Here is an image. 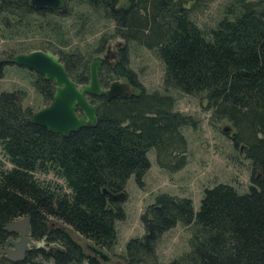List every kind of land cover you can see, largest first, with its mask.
Masks as SVG:
<instances>
[{"label": "trees", "instance_id": "obj_1", "mask_svg": "<svg viewBox=\"0 0 264 264\" xmlns=\"http://www.w3.org/2000/svg\"><path fill=\"white\" fill-rule=\"evenodd\" d=\"M196 1L66 0V8L57 12L35 10L29 0H0V37L10 25L16 26L15 33L22 23L27 28L32 17L39 30L53 36L62 35L65 20L72 21L74 38L101 23L112 24L91 52H65L61 48L68 46L61 40L58 49L47 41L42 51L58 56L70 79L84 85L91 61L119 38L125 46L116 63L100 67L99 83L106 89L114 75L131 88L111 100L88 96L98 108L96 124L68 137L33 125L34 113L22 107L17 94L0 93V264H103L72 233L97 250H113L115 222L125 215L121 201L109 199L104 191L124 194L131 176L142 188L151 149L161 170L176 173L186 166L187 141L181 129L195 123L174 111L172 96L143 88L129 68V43L155 51L164 66L165 91L205 94L213 115L231 124L233 142L241 143L253 172L247 193L224 184L204 189L196 213L189 199L157 196L141 216L144 236L127 243L125 254L117 256L120 264H161L157 243L178 223L193 228L190 250L167 264H264V0H235L209 30L191 19ZM15 56L0 61V79ZM35 77L47 106L55 84ZM37 174L52 175L63 185L40 180ZM25 217H30L32 241L44 240L62 250L32 248L23 261L9 262L5 228Z\"/></svg>", "mask_w": 264, "mask_h": 264}, {"label": "rangeland", "instance_id": "obj_2", "mask_svg": "<svg viewBox=\"0 0 264 264\" xmlns=\"http://www.w3.org/2000/svg\"><path fill=\"white\" fill-rule=\"evenodd\" d=\"M234 1L197 0L191 12V19L199 28L209 30L216 26L224 16L225 8ZM35 20L37 19L32 17L25 29L22 23L18 33L12 32V28L16 26H8V34L5 33L3 37H0V61L9 60V57L17 54L42 51L47 41L53 42L58 49L61 40V44L68 46L61 48L65 52L71 49L80 53L91 52L97 47L98 38L106 31L110 33L113 28L112 24L101 23L94 29L87 30V33H82L78 38H74L75 31L71 29L72 21L65 20L64 27H61L62 35L53 36L39 30L37 28L39 22ZM107 45L105 51L96 58H102L113 65L119 58V49L125 46V41L113 38ZM127 46L129 68L136 74L143 88L147 92H159L172 96L175 101L174 111L190 117L195 126H184L181 129L187 141V164L182 170L176 173L161 170L156 164L155 150L151 149L147 153L150 169L143 177V187L140 188L136 184L134 176L127 180L125 199L120 203L125 218L115 222L117 241L113 250L110 253L102 251L110 259L108 262L103 261L105 264H120L117 256L125 254L127 243L144 236L141 216L146 208L154 203L157 196L167 194L189 199L196 213L199 210L204 189L224 184L233 187L239 194L247 193L253 172L252 164L245 157L241 143L236 145L230 139L229 134L223 133L226 127L231 129L230 134L235 133L231 124L226 119L213 115L207 105L205 94L191 96L176 89L165 91L163 87L164 66L155 51L135 43H129ZM35 75L16 65H6L3 78L0 79V93H15L21 99L23 108H29L33 113L40 111L46 107V103L35 86ZM112 76L109 84L119 82L124 84L128 91L131 89L123 79ZM7 168L11 169V165L8 164ZM36 177L46 182L63 185L61 180L55 179L52 175L37 174ZM192 233L193 228H186L180 223L164 233L157 243V261L167 264L188 253ZM72 237L84 250L89 252V246H91L89 242L77 234L72 233ZM46 264L53 263L49 261Z\"/></svg>", "mask_w": 264, "mask_h": 264}, {"label": "water", "instance_id": "obj_3", "mask_svg": "<svg viewBox=\"0 0 264 264\" xmlns=\"http://www.w3.org/2000/svg\"><path fill=\"white\" fill-rule=\"evenodd\" d=\"M30 6L35 10H48L62 12L66 8V0H29ZM102 58H95L89 66V80L87 84L78 85L70 79L65 65L59 57L50 52L32 51L28 54H18L11 64L27 69L46 81H53L55 91L52 101L48 106L32 115L31 123L42 127L51 133L68 137L71 133L87 126L96 124L98 108L88 101V96L104 97L107 100L123 97L127 93V87L119 82H113L107 89H102L99 83L98 72L103 64ZM230 128H224L223 133L229 134L233 141L235 133L230 134ZM111 200L125 199L124 194L112 195L104 191ZM30 217L9 223L5 231L9 235H18V240L9 238L6 242L5 256L9 262L17 263L25 259L28 250L45 247V242H34L30 238ZM53 250H62L56 245H51L47 253ZM96 256L102 261L110 259L102 251L89 246Z\"/></svg>", "mask_w": 264, "mask_h": 264}, {"label": "flooded vegetation", "instance_id": "obj_4", "mask_svg": "<svg viewBox=\"0 0 264 264\" xmlns=\"http://www.w3.org/2000/svg\"><path fill=\"white\" fill-rule=\"evenodd\" d=\"M118 57H119V55H118ZM117 60H118V58H117ZM117 61H115V63H116ZM104 64H108V65H111L108 61H103V64L102 65H104ZM9 238H12L13 240H18L19 239V236L18 235H10V237ZM8 240V239H7ZM42 241H44V240H42ZM7 242V241H6ZM45 242V241H44ZM48 247L49 246H47L46 245V243H45V247H44V249L47 251V249H48ZM5 249H6V243H5V247H4V251H5ZM5 256V255H4ZM5 258H6V256H5ZM86 264V263H85ZM104 264V263H103Z\"/></svg>", "mask_w": 264, "mask_h": 264}]
</instances>
